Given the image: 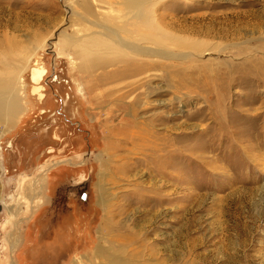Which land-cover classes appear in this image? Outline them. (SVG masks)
<instances>
[{"label": "rangeland", "instance_id": "obj_1", "mask_svg": "<svg viewBox=\"0 0 264 264\" xmlns=\"http://www.w3.org/2000/svg\"><path fill=\"white\" fill-rule=\"evenodd\" d=\"M0 95V264H264V0H0Z\"/></svg>", "mask_w": 264, "mask_h": 264}, {"label": "bare ground", "instance_id": "obj_2", "mask_svg": "<svg viewBox=\"0 0 264 264\" xmlns=\"http://www.w3.org/2000/svg\"><path fill=\"white\" fill-rule=\"evenodd\" d=\"M129 4L130 3L129 1ZM75 43V42H73ZM84 50H88L90 52H93V50H91V48H98L97 46H99L98 44H96V42L93 40L92 41H88V43L85 45H82ZM99 50V49H98ZM36 78L41 79L42 76L44 75V70H38L36 71ZM1 96V95H0ZM18 112V105L15 101H13L12 99L7 100V98H1L0 97V121H7L9 122L13 117H15L16 113ZM17 117V116H16Z\"/></svg>", "mask_w": 264, "mask_h": 264}, {"label": "water", "instance_id": "obj_3", "mask_svg": "<svg viewBox=\"0 0 264 264\" xmlns=\"http://www.w3.org/2000/svg\"><path fill=\"white\" fill-rule=\"evenodd\" d=\"M0 210H1V207H0Z\"/></svg>", "mask_w": 264, "mask_h": 264}]
</instances>
